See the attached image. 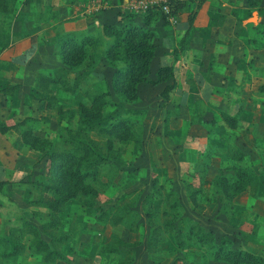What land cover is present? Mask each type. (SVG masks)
<instances>
[{
	"label": "rangeland",
	"instance_id": "rangeland-1",
	"mask_svg": "<svg viewBox=\"0 0 264 264\" xmlns=\"http://www.w3.org/2000/svg\"><path fill=\"white\" fill-rule=\"evenodd\" d=\"M21 2L23 0H15L9 12L0 11L1 26L9 19L10 13L14 14L15 21L20 19L21 10L24 8ZM188 2L194 3L193 0H187L184 5ZM153 11L155 14H150L148 23L155 18H160L163 24L168 22L159 10ZM124 16L132 20V16L135 15L129 13ZM141 18L143 21V17ZM101 26L90 31L96 36L101 35V43L88 48V55L80 65L65 67L61 63L57 40L53 57L46 59L41 67L48 72L64 68V77L68 83H71L74 77L79 80L74 93L51 87L52 95L57 98L56 104H60L64 110L75 111L78 103L88 104L89 94L108 90L110 102L104 109L100 124L103 125L113 119L127 120L133 124L134 134L140 133L139 142L112 139V150L107 153L104 147L106 137L97 133L95 127L87 129L81 126L76 121V113L67 118L69 112L64 111L63 118L59 119L53 107L45 108L42 97L49 93L36 90L35 83L31 85L27 94L16 97L11 107L12 111L6 112V123L29 116L31 119L26 121L25 126L58 149L65 147L67 133L64 126L67 124L73 132H80L81 139L87 138L96 145L94 147L100 157L90 164L96 165L98 169V179L94 182L97 194L94 197L78 195L69 200L57 215L59 220L57 227L41 231V224L48 216L44 207L30 201L37 197V188L27 183L29 176L23 177L22 182L15 181L18 178H13L14 181L10 182L4 191H0V236L6 234L9 226H19L22 221H28L40 230L44 240L55 238L50 244L61 252L63 258L53 262L44 261L40 254L27 249L30 236H25L24 251L12 258L0 257V264H223L212 260L203 247L190 243L177 250L172 241L174 233L166 230H161L163 241L157 245L156 252L152 255L147 253L145 241L151 226L144 213L146 202L155 208L151 224L164 227L163 223L169 220L180 232L190 224H198L205 230H211L216 241L220 238L228 240L227 248L250 251L264 264V155L261 152L255 154L245 152L240 165L254 172L258 182L249 191L238 194L229 207L219 199L220 193L212 179L213 176L223 174L229 180L233 175L228 166L231 161L227 156L228 148L235 146L234 140L229 139L224 152H220L223 153L224 159L220 154L216 155L217 152L212 155L210 149L206 150V157L203 159L206 161V175L205 181H201L202 193L199 197L201 207L193 208L188 201L184 183L192 180L194 185H198L200 180L196 176L191 179L177 174L178 163L174 160L175 153L170 150L171 148L175 150L177 145L168 143L167 146L166 140H162L163 144L157 146L149 137L143 140L141 117L134 114L132 105L137 99L128 103L111 91L109 80L113 67L108 64L104 54V47L109 38L101 34ZM114 64L121 65L120 61H115ZM26 80L24 78V81ZM166 126L168 127L167 124ZM20 129L15 131L19 133ZM244 150L250 151L248 146ZM215 155L218 159L211 160ZM41 161L42 165L40 164L34 171V174L39 171L40 177L31 175V178L44 182L45 159L42 158ZM196 170L197 166H194L191 171ZM153 176L162 186L159 189L162 199L148 198L144 202L143 198L152 190ZM167 193L174 195L170 194L168 204L173 199L177 200L179 207L176 210L167 207L164 197ZM163 210L167 215L161 214ZM102 212L105 217L100 215ZM111 215H121L122 221L112 225L109 222Z\"/></svg>",
	"mask_w": 264,
	"mask_h": 264
},
{
	"label": "crops",
	"instance_id": "crops-1",
	"mask_svg": "<svg viewBox=\"0 0 264 264\" xmlns=\"http://www.w3.org/2000/svg\"><path fill=\"white\" fill-rule=\"evenodd\" d=\"M122 2L23 0L20 19L15 21L10 13L0 25V89L17 84L12 94L0 92V121H18L6 123V112L12 111L16 97L29 92L37 72L49 73L41 65L53 57L55 41L66 34L90 32L102 24L143 25L141 17L146 13L128 19ZM193 2L178 9L165 24L155 18L146 25L153 29L154 55L146 81L137 85V100L132 104L134 114L141 117L142 139L149 137L157 146L163 144L162 140L167 146L176 144L177 148L170 150L178 163L177 174L191 179L192 168L203 161L206 150L224 159L220 152H224L229 139L242 150V161L245 152L264 155V0L253 7L247 0ZM184 33V48L178 50ZM162 65L172 67V77L151 83ZM171 83L168 97L162 99L160 91ZM220 113L236 116L235 128L221 123ZM165 117L168 127H164ZM247 146L249 152L244 150ZM40 155L28 149L14 129L0 133V180L10 183L13 178L18 182L26 176L33 181L31 175L39 178V171H34L42 162ZM216 155L211 160L218 159Z\"/></svg>",
	"mask_w": 264,
	"mask_h": 264
},
{
	"label": "trees",
	"instance_id": "trees-1",
	"mask_svg": "<svg viewBox=\"0 0 264 264\" xmlns=\"http://www.w3.org/2000/svg\"><path fill=\"white\" fill-rule=\"evenodd\" d=\"M15 0H0V11L9 12ZM186 1V0H185ZM185 1L175 2L171 6L170 13L175 14L178 9L184 6ZM258 0H247V4L251 7L257 5ZM191 13H189L188 23L191 22ZM129 14V13H126ZM133 14V13H132ZM150 14H155L153 10L143 16V25H137L132 22H125L121 26L112 24H102L101 34L109 38L104 47L105 58L108 64L113 67V72L110 76L111 91L125 102H133L137 99V85L146 81V75L149 71L150 60L154 55V45L152 39L154 33L145 25L148 23ZM136 15V14H134ZM186 33V32H185ZM179 41V48H184V36ZM101 43V35L86 33L82 35L66 34L59 41V57L61 63L65 67L80 65L88 55V48L98 46ZM177 50H175L176 52ZM118 57V58H117ZM116 59V60H115ZM115 61H120V66L114 64ZM65 70H58L35 74L34 88L40 92L49 93L43 96L45 108L53 107L58 118H63L64 111L69 112L70 118L76 113V121L83 127L90 129L95 127L96 132L104 135L105 151L108 153L112 150V139L117 140H133L139 142V135L134 134V126L131 122L124 119H113L101 125L100 120L104 116V109L108 105L110 92L104 90L97 93L89 94L88 104L78 103L75 111L64 110L60 104H56L57 98L51 93V87H58L60 91L74 93L78 88L79 80L73 78L71 83H68L64 77ZM172 77V67L167 65L159 66L155 72V79L151 83H159L166 81ZM17 88V84L9 85L0 89V92L12 94ZM173 88V84H166L159 93L162 99L168 97V92ZM220 118L223 123L230 129L236 126V116H230L225 113H220ZM29 116H24L13 124H5L0 121V133H4L9 129L18 130L21 142L28 149L41 153L40 158L45 159L43 174L45 181L27 180L33 188H37L38 195L34 200H30L34 204L44 207L47 211L48 219L41 224V231L50 230L57 227L59 224L58 213H60L65 205L71 199L78 195L94 197L97 191L94 187V182L98 179V169L94 164H90L100 157L95 150L96 146L90 140L81 139L80 132H73L67 124L65 147L62 149L56 148L48 140L35 135L31 129L25 126ZM164 127L166 126V117L163 120ZM79 137V138H77ZM228 157L234 163L228 165L233 175L228 180L223 174L213 176L212 183L217 188L219 199L231 207L234 198L241 192L249 191L255 187L258 182L257 175L248 170L245 166H241L239 162L243 159V152L238 147L228 148ZM197 170L191 174L192 178L196 176L200 180L198 185L192 182H185V191L187 198L193 208H200L201 203L199 197L202 193L201 181L205 172L206 161L195 164ZM196 173V174H195ZM29 175V174H28ZM21 182L23 181L20 180ZM9 183L7 180H0V191L2 186ZM152 190L146 195L143 200L148 198L158 199L162 197L159 189L161 184H158L155 176L151 179ZM165 194V203L169 209L176 210L179 207L176 199L168 204L169 197L173 194ZM174 196V195H173ZM176 198V197H175ZM162 199V198H160ZM145 207V216L147 222L151 226V230L145 241V249L147 253L154 254L157 245L163 241L161 230L172 232L173 239L177 250H181L187 243L203 247L206 249L211 259L219 261L223 264H263V262L253 253L243 249L227 248L228 240L220 238L215 240L211 230H205L198 224H190L183 231L176 230L174 225L169 220L164 222V227L151 224L152 217L155 214V208L150 204ZM163 215L167 212L163 210ZM100 215L105 217L104 212ZM121 215H111L109 222L116 225L122 221ZM25 236H30L27 249L33 253L40 254L42 259L47 262H53L63 258L60 251L53 248L50 242L55 238H50L49 241L41 237L40 230L29 223L22 221L19 226H9L5 235L0 236V257L4 259L12 258L24 251Z\"/></svg>",
	"mask_w": 264,
	"mask_h": 264
},
{
	"label": "built area",
	"instance_id": "built-area-1",
	"mask_svg": "<svg viewBox=\"0 0 264 264\" xmlns=\"http://www.w3.org/2000/svg\"><path fill=\"white\" fill-rule=\"evenodd\" d=\"M185 0H123L121 7L125 12L143 15L150 10H159L166 19H172L171 6Z\"/></svg>",
	"mask_w": 264,
	"mask_h": 264
}]
</instances>
